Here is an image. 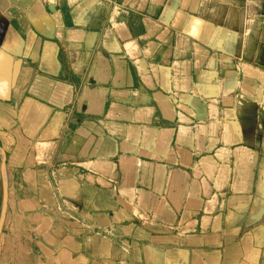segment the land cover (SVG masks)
Instances as JSON below:
<instances>
[{
    "label": "crops",
    "instance_id": "crops-1",
    "mask_svg": "<svg viewBox=\"0 0 264 264\" xmlns=\"http://www.w3.org/2000/svg\"><path fill=\"white\" fill-rule=\"evenodd\" d=\"M0 264H264V0H0Z\"/></svg>",
    "mask_w": 264,
    "mask_h": 264
}]
</instances>
